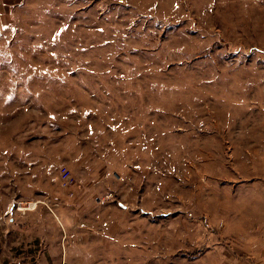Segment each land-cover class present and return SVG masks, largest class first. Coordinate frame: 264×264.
Wrapping results in <instances>:
<instances>
[{
    "label": "rangeland",
    "instance_id": "obj_1",
    "mask_svg": "<svg viewBox=\"0 0 264 264\" xmlns=\"http://www.w3.org/2000/svg\"><path fill=\"white\" fill-rule=\"evenodd\" d=\"M0 264H264V0H0Z\"/></svg>",
    "mask_w": 264,
    "mask_h": 264
},
{
    "label": "built area",
    "instance_id": "obj_2",
    "mask_svg": "<svg viewBox=\"0 0 264 264\" xmlns=\"http://www.w3.org/2000/svg\"><path fill=\"white\" fill-rule=\"evenodd\" d=\"M70 178H71V175H70V173H68V172L63 176V180H64L65 182H67V180L70 179Z\"/></svg>",
    "mask_w": 264,
    "mask_h": 264
}]
</instances>
